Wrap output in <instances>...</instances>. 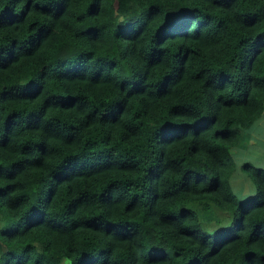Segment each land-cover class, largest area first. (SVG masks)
<instances>
[{"label":"trees","instance_id":"1","mask_svg":"<svg viewBox=\"0 0 264 264\" xmlns=\"http://www.w3.org/2000/svg\"><path fill=\"white\" fill-rule=\"evenodd\" d=\"M263 114L264 0H0V264H264Z\"/></svg>","mask_w":264,"mask_h":264},{"label":"crops","instance_id":"2","mask_svg":"<svg viewBox=\"0 0 264 264\" xmlns=\"http://www.w3.org/2000/svg\"><path fill=\"white\" fill-rule=\"evenodd\" d=\"M252 151L259 155V159H262L261 157L264 158V114L262 115V117L258 121V123H256L254 126H252L249 130L242 132L240 143L238 144V146L234 150L235 157L237 156V152L243 153L245 156V158L242 159L241 164L238 165V167H237L238 171L240 169V166L244 163H250L253 166L258 165L257 167L264 169V164H257V165L255 164L254 160H255L256 156H252L253 158H247L246 157L247 154H249ZM259 163H261V162H259ZM240 174L243 176L240 179L244 180V183L250 182V184H251V181L248 180L243 173L240 172ZM254 189H255V187H254ZM254 189H253V191H254ZM255 191H256V189H255ZM253 195L247 196L244 199L252 197Z\"/></svg>","mask_w":264,"mask_h":264},{"label":"rangeland","instance_id":"3","mask_svg":"<svg viewBox=\"0 0 264 264\" xmlns=\"http://www.w3.org/2000/svg\"><path fill=\"white\" fill-rule=\"evenodd\" d=\"M252 156H256L255 157V164H264V158L261 157L262 159H259V155L255 152H250L249 154H247V158H253ZM245 158L243 153H239L237 152V156L235 157V155L233 154V160L237 163V165H240L242 162V159ZM261 162V163H259ZM255 166V165H254ZM258 166V165H257ZM255 166V167H257ZM260 168V167H258ZM237 172L234 173L230 179V185H231V190H232V194L234 196V198L237 201H243L245 200L244 198H246L247 196L253 195L255 193V189H254V185L250 182H246L244 183V180H241L240 178H242L243 176L240 174V169L239 171L236 170ZM242 173V172H241ZM254 189V191H253ZM215 225H209L208 228H215ZM63 264H69V262L67 260H64Z\"/></svg>","mask_w":264,"mask_h":264}]
</instances>
